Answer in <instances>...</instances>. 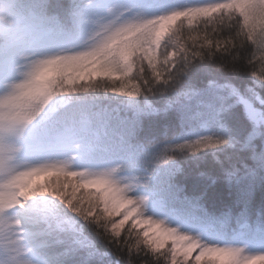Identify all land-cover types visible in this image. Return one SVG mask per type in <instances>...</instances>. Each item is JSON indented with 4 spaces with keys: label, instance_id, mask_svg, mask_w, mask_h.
<instances>
[{
    "label": "snow or ice",
    "instance_id": "6c2138e0",
    "mask_svg": "<svg viewBox=\"0 0 264 264\" xmlns=\"http://www.w3.org/2000/svg\"><path fill=\"white\" fill-rule=\"evenodd\" d=\"M0 264H264V0H0Z\"/></svg>",
    "mask_w": 264,
    "mask_h": 264
}]
</instances>
